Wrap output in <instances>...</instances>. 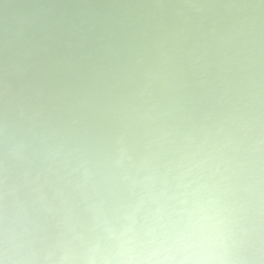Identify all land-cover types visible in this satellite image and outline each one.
<instances>
[{
    "label": "clouds",
    "instance_id": "obj_1",
    "mask_svg": "<svg viewBox=\"0 0 264 264\" xmlns=\"http://www.w3.org/2000/svg\"><path fill=\"white\" fill-rule=\"evenodd\" d=\"M0 264H264V0H0Z\"/></svg>",
    "mask_w": 264,
    "mask_h": 264
}]
</instances>
